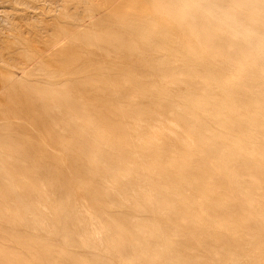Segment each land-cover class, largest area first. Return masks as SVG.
Masks as SVG:
<instances>
[{
    "label": "bare ground",
    "instance_id": "6f19581e",
    "mask_svg": "<svg viewBox=\"0 0 264 264\" xmlns=\"http://www.w3.org/2000/svg\"><path fill=\"white\" fill-rule=\"evenodd\" d=\"M82 1L0 71V264H264V0Z\"/></svg>",
    "mask_w": 264,
    "mask_h": 264
},
{
    "label": "rangeland",
    "instance_id": "374dc122",
    "mask_svg": "<svg viewBox=\"0 0 264 264\" xmlns=\"http://www.w3.org/2000/svg\"><path fill=\"white\" fill-rule=\"evenodd\" d=\"M86 1L101 6L105 0ZM119 1L121 0H117L115 3ZM36 2L35 0H0V71H18L19 69L36 66L39 57L46 55L50 50L47 43L53 38L51 29L56 18L64 20V17L81 15L84 9H86V5L82 0H36ZM42 3L45 4L43 5ZM18 74H20L19 71ZM107 91L92 86L83 92V96L88 100H96L101 93ZM41 125V121L36 122L37 128H40ZM41 134L46 139L38 138L39 143H43V146L45 143H48L52 148L56 147V143L52 139H49L54 135L53 130L49 128V130L41 132ZM39 155L42 156V152H39ZM38 167L36 165V168ZM61 167L59 165V168ZM60 182L61 180L58 176L52 179L53 185ZM76 195H82V192H78ZM50 209L56 210L55 207L46 201H42V204L38 207L40 212ZM31 225L26 227H30ZM185 240L188 239L184 237L178 239L181 243ZM21 257L24 258L21 264H32L27 253H24ZM41 261L43 264H46L44 258ZM14 264H18V262ZM61 264H67V262Z\"/></svg>",
    "mask_w": 264,
    "mask_h": 264
}]
</instances>
